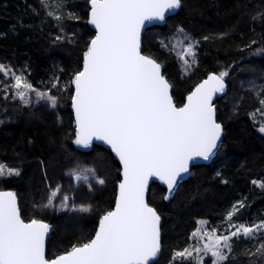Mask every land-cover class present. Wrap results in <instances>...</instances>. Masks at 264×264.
Here are the masks:
<instances>
[{
    "label": "snow or ice",
    "instance_id": "snow-or-ice-1",
    "mask_svg": "<svg viewBox=\"0 0 264 264\" xmlns=\"http://www.w3.org/2000/svg\"><path fill=\"white\" fill-rule=\"evenodd\" d=\"M87 4V24L93 26L94 35L84 45L82 63L70 78L61 83L62 77L54 75L39 88L31 81L27 66L17 69L11 63L0 62V94L5 105L18 102L19 107L32 109L43 105L53 112L58 111L67 94L74 113V133H69L72 143L87 149L93 141H102L119 162L114 206L100 209L94 234H82L49 257L45 238L51 224L36 215L25 220L17 192L0 190V264H159L164 251L162 224L157 208L145 198L150 180L154 178L166 186L163 199L167 201L190 174L194 161L213 159L225 134L214 97L226 94V78L246 59L264 56L261 33L238 47L242 54L247 51L248 57L241 55L218 71H209L178 105L171 92L173 84L162 71L163 63L156 55L145 52L142 29L146 23L166 22L170 12L184 6V0H87ZM28 8L41 25L55 29L49 32L53 45L77 43L76 33L69 30L70 22L81 17L73 10L71 0H37V6ZM252 19L264 22V10L256 12ZM18 24L32 27L22 17ZM227 36L222 32L195 39L183 27H177L159 44L169 55L176 56L187 74L199 68L201 40ZM247 71L251 78L241 81L243 95L234 99L232 113L238 117L245 96L251 94L259 106L247 115L256 127L257 113L264 116V70L253 67ZM256 130L264 134V120ZM66 155L72 166L65 176L74 182L73 193L83 187L94 194L98 188L106 187L108 175L101 174L95 164L87 166L70 153ZM99 159L104 162L103 157ZM40 163L48 195L46 200L33 202L36 212H93L91 203L77 204L74 195L64 193L61 183L53 187L47 166ZM21 174L20 168L0 163V179ZM216 176L220 177L221 172ZM251 183L264 190V179H253ZM198 194H193L192 199ZM246 200L237 199L219 224L197 220L186 243L170 248L167 264H239L241 255L248 258V264H264V218L242 223L237 215L250 207ZM240 244L245 245L242 250Z\"/></svg>",
    "mask_w": 264,
    "mask_h": 264
},
{
    "label": "trees",
    "instance_id": "trees-1",
    "mask_svg": "<svg viewBox=\"0 0 264 264\" xmlns=\"http://www.w3.org/2000/svg\"><path fill=\"white\" fill-rule=\"evenodd\" d=\"M29 5L37 6V0H0V62L11 63L16 67L27 66L34 86L39 87L54 75L61 76V83L70 78L71 72L82 61V50L94 32L87 25V0H71L73 10L81 19L70 22V31L75 32V45H53L49 32L55 29L41 25L32 15ZM264 10V0H184V6L174 15L168 16L161 26H152L143 33L145 52L157 56L164 65V73L172 82V95L178 105L185 95L202 80L209 71H218L224 64L239 60L241 55L248 57L247 51L240 53L239 46L248 44L252 39L264 33V22L253 20L256 12ZM23 18L29 27H20L18 20ZM16 25L15 31L12 30ZM177 27H183L195 39L206 35L228 33L224 39L201 40L198 48L199 68L184 74L177 59L160 48L159 41L171 37ZM258 45H253V48ZM264 70V56L246 59L227 79L228 91L215 104L218 119L225 125L222 147L207 165L191 167L189 178L182 182L172 198L165 202V189L157 184L149 188L147 201L157 208L162 221L163 256L159 264H167L171 256L170 248L183 246L191 231L197 227V220L206 219L219 224L226 210L237 199L247 198L250 205L241 210L239 220L242 223L258 222L264 218V190L252 185L253 179H264V134L256 128L261 122L256 116V127L247 112L258 107L257 101L247 94L244 108L238 117L233 116L234 99L243 95L238 83L242 78H251L247 69ZM241 68L245 71H241ZM63 70V71H62ZM62 102L57 112L40 105L21 108L18 102L5 105L0 94V163L21 169V176L0 179V190L17 192L19 207L25 220L33 215L44 218L52 226L46 253L49 257L62 251L75 242L82 234H94L100 209L113 206L116 181L119 178L118 163L105 148L93 145L84 152L72 146L74 121L70 110V99ZM5 110L7 115H5ZM59 117V118H58ZM31 141V143H29ZM66 153L84 162L87 166L95 164L101 174L108 175V184L94 194L86 188L73 193L65 173L72 165ZM104 158L102 163L99 159ZM41 161L47 166V172L53 187L61 183L64 193L74 195L77 204L91 203L93 212L73 214L71 212H36L33 202L46 200L48 190L43 181ZM221 172L217 177L216 173ZM221 180H227L224 184ZM199 193L195 200L193 194ZM61 193V196L64 194ZM56 203H59L57 200ZM98 206V207H97ZM245 245L240 244V250ZM239 264H248V258L238 257Z\"/></svg>",
    "mask_w": 264,
    "mask_h": 264
},
{
    "label": "water",
    "instance_id": "water-1",
    "mask_svg": "<svg viewBox=\"0 0 264 264\" xmlns=\"http://www.w3.org/2000/svg\"><path fill=\"white\" fill-rule=\"evenodd\" d=\"M177 11H178V10H175V11H173V12H170V13L167 15V17H168V16H171V15H174ZM87 19H88V15H87ZM164 23H165V22H158V21H156V22H151V23H146L144 29H142V38H143V33H144V31H145L147 28L152 27V26H161V25H163ZM87 25H88L89 28L94 32V28H93V26H91V25H89V24H87ZM81 63H82V61H81ZM163 69H164V67H163ZM163 69H162V71H163ZM206 76H207V75H206ZM206 76H205L203 79H205ZM203 79H202V80H203ZM200 81H201V80H200ZM200 81H199V82H200ZM194 86H195V85H194ZM194 86H193V87H194ZM193 87H192V88H193ZM171 91H172V89H171ZM227 91H228V87H227V89H226V93H227ZM186 95H187V94H186ZM186 95H185V96H186ZM225 95H226V94H223V93H218V94H216V96L214 97V103H215L218 99H220L221 97H223V96H225ZM215 105H216V104H215ZM70 110H71V112H72V117H73V121H74V113H73V111H72V109H71V102H70ZM222 139H223V138H222ZM93 145L101 146V147L105 148L106 150H108V151L111 153L110 148H109L107 145H105L102 141H93V144H92L89 148H87V149H85V148H80V147H78V146H76V145H74V144L72 143V146H73L75 149L80 150V151H84V152H87V151L91 150V148L93 147ZM111 155H112L113 159H114V160L118 163V165H119V162H118V160L114 157V154L111 153ZM213 158H214V157H213ZM211 161H212V160H210V161L196 160V161H194L193 164L190 166V171H191V167H192V166H195V165H207V164H209ZM189 175H190V174L186 175V176H185V179H184L182 182L186 181V180L189 178ZM182 182H180V184H181ZM154 183L157 184V185H159L160 187L164 188V189H165V194H166V192H167L166 186L162 185L160 181L155 180L154 178L150 180V182H149V188H150V186H151L152 184H154ZM180 184H179V185H180ZM5 191H12V190H5ZM115 191H116V189H115ZM148 192H149V189H148V191H147L146 194H145V198H146V200H147ZM174 193H175V192H174ZM165 194H164V195H165ZM173 195H174V194H173ZM173 195H172V196H173ZM172 196L170 197V199L172 198ZM170 199H169V200H170ZM169 200H167V201L164 200V201H165V202H168ZM114 201H115V197H114ZM18 206H19V201H18ZM113 206H114V203H113ZM97 223H98V221H97ZM161 223H162V221H161ZM51 232H52V228H51L49 234H48V235L46 236V238H45V248H47V243H48V240H49V238H50Z\"/></svg>",
    "mask_w": 264,
    "mask_h": 264
},
{
    "label": "rangeland",
    "instance_id": "rangeland-1",
    "mask_svg": "<svg viewBox=\"0 0 264 264\" xmlns=\"http://www.w3.org/2000/svg\"><path fill=\"white\" fill-rule=\"evenodd\" d=\"M173 56L176 58V56L173 54ZM177 59V58H176ZM177 61H178V59H177ZM178 64H179V68H180V70H181V72L182 73H184L183 71H182V66H181V64H180V62L178 61ZM21 67V66H20ZM20 67H18L17 66V69H19ZM184 74H186V73H184ZM246 79L247 78H242V79H240L239 80V84H240V87H241V81H246ZM63 83V82H62ZM0 87H2V85H0ZM43 87V85H41V86H39V88H42ZM257 118L260 120V121H262V120H264V116H261L259 113H257ZM201 226H203V225H201Z\"/></svg>",
    "mask_w": 264,
    "mask_h": 264
}]
</instances>
